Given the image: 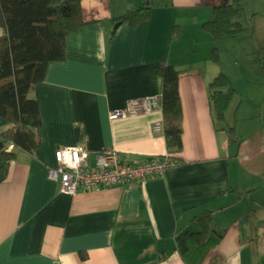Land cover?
I'll list each match as a JSON object with an SVG mask.
<instances>
[{
    "label": "crops",
    "instance_id": "0c3cea01",
    "mask_svg": "<svg viewBox=\"0 0 264 264\" xmlns=\"http://www.w3.org/2000/svg\"><path fill=\"white\" fill-rule=\"evenodd\" d=\"M222 2L229 0H80L86 23L66 35L64 58L49 62L30 89L41 118L38 147L29 153L7 144L17 156L0 181V264H186L175 237L197 230L193 217L206 211L224 235L200 264H264L262 23L242 0L243 30L214 41L202 23ZM140 6L151 7L148 18L113 29L117 16ZM226 42L229 73L211 57L212 46L221 57ZM161 61L178 71V151L163 128L153 129L161 105L109 117L129 98L160 96ZM219 72L235 89L222 121L208 90ZM8 125L0 117V130ZM76 141L90 150L114 146L132 161L170 154L179 164L141 182L68 194L47 170L55 148Z\"/></svg>",
    "mask_w": 264,
    "mask_h": 264
},
{
    "label": "trees",
    "instance_id": "16d2710c",
    "mask_svg": "<svg viewBox=\"0 0 264 264\" xmlns=\"http://www.w3.org/2000/svg\"><path fill=\"white\" fill-rule=\"evenodd\" d=\"M242 9V0L215 5L213 17L204 21L202 28L214 41L233 37L243 30L238 18ZM150 10V6H140L117 16L114 21L135 25L148 18ZM85 23L80 0H0L3 29L0 35V117L9 124L0 130V181L17 156L16 149L7 148L8 143L29 153L38 147L41 118L30 89L44 78L49 62L64 58L66 35ZM173 31L175 34L176 26ZM257 53L264 71V46L258 48ZM211 57L216 62L219 60L216 45L212 46ZM155 70L162 79L160 105L166 144L178 151L182 114L178 71L165 61L157 64ZM208 90L215 118L222 121L235 89L228 76L219 72L208 83ZM228 130L234 129L228 126ZM193 219L198 229L186 230L174 241L186 264H200L224 235V229L214 223L211 212H203Z\"/></svg>",
    "mask_w": 264,
    "mask_h": 264
},
{
    "label": "built area",
    "instance_id": "2783aa9c",
    "mask_svg": "<svg viewBox=\"0 0 264 264\" xmlns=\"http://www.w3.org/2000/svg\"><path fill=\"white\" fill-rule=\"evenodd\" d=\"M160 96L149 94L129 98L123 107L109 110V117L132 116L158 109ZM162 120L153 122V129L159 131ZM56 165L49 167L47 175L58 182L59 190L72 194L79 188H97L112 184L141 182L150 176L162 175L179 161L170 154L152 155L143 160L132 161L123 158L110 145L90 150L81 141L59 145L54 150Z\"/></svg>",
    "mask_w": 264,
    "mask_h": 264
},
{
    "label": "rangeland",
    "instance_id": "374dc122",
    "mask_svg": "<svg viewBox=\"0 0 264 264\" xmlns=\"http://www.w3.org/2000/svg\"><path fill=\"white\" fill-rule=\"evenodd\" d=\"M246 7H247V9H249V11H251V13H253L252 11L255 12V14H254V15H256L255 21L258 20L260 23H262L259 36L264 41V0H249ZM252 23H253V19H249V24L252 25ZM256 41L258 43H261L260 42L261 40L257 39ZM228 46H229L228 42H226L225 46L222 48L221 57H220V51H218V52H219V60H221L224 70L229 73L230 69H232L233 61L230 59V57L227 54L228 53V51H227Z\"/></svg>",
    "mask_w": 264,
    "mask_h": 264
},
{
    "label": "water",
    "instance_id": "95a60500",
    "mask_svg": "<svg viewBox=\"0 0 264 264\" xmlns=\"http://www.w3.org/2000/svg\"><path fill=\"white\" fill-rule=\"evenodd\" d=\"M118 23L115 22L114 25H113V29H115L117 27ZM74 135L76 138H78V128H75L74 129Z\"/></svg>",
    "mask_w": 264,
    "mask_h": 264
}]
</instances>
